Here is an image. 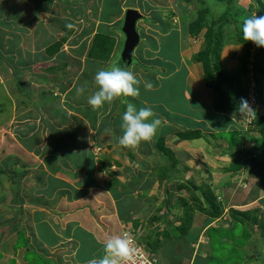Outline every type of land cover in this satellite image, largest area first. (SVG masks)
I'll use <instances>...</instances> for the list:
<instances>
[{"label": "crops", "instance_id": "0c3cea01", "mask_svg": "<svg viewBox=\"0 0 264 264\" xmlns=\"http://www.w3.org/2000/svg\"><path fill=\"white\" fill-rule=\"evenodd\" d=\"M17 1L27 4L30 9V15L27 17L26 14L23 30L32 25V15H49L48 12L51 11L50 22L43 24L44 22L35 21L36 25L39 24L37 29L46 49L67 28V24L73 26L59 50L62 52L70 44L74 49L79 48L80 45L73 40L83 43L74 53L83 60L72 62L76 69L80 67L77 80L73 81L77 87V82H90L91 76L94 79L99 70L108 66L109 62L87 58L95 34L114 39L110 58L115 56L119 48L117 42L121 43L120 28L126 10L134 9L141 18L151 21L138 22L140 45L137 52H141L138 57H141L143 63L148 59H156L158 55L154 49L165 39L178 40L184 37V43L181 40L183 49L179 54L192 50L190 41L193 39L189 38L188 24L181 21L193 20V15H198L201 11L197 4L204 0H194L192 3L185 0H162V3L161 0ZM239 2L249 3L250 0H237L240 5ZM164 5L168 8L167 13H170L171 19L162 16L160 11ZM141 10L144 13L141 14ZM165 22L170 26L168 30ZM81 28V32H78ZM181 57L183 62L184 56ZM158 65L161 67L154 66L161 70L155 71L157 77L165 71V64ZM61 66L64 64L58 66L47 63L41 67L35 65V70L36 67L45 68L40 72L45 73L47 78H42V83L47 84L48 77L56 74L54 68ZM65 66L68 68L69 63ZM86 66L89 67L87 74L84 71ZM196 69L195 63L188 69L186 66L184 68L186 76L183 96L184 100L192 102L187 109L189 113L184 115L173 110L168 116V127L161 111H157V115L160 112L162 116L159 129L161 137L170 128L164 144L171 155L162 154L153 148L152 142H141L137 150H132L112 140V132L107 128L111 127V122L115 123L113 133L117 132V137L122 136L123 114H116L118 99L114 102V107L105 103L99 110H93L87 103L88 98L98 90L97 85L93 86L95 79L91 82L86 99L78 98L76 105L68 102L67 91L62 99L57 100L55 106L51 104L52 108H47L50 111L44 109L41 112L43 109H37L42 124L40 130L47 133V136L41 135L39 131L33 138L30 133L34 128L33 123H23L22 127L29 125L25 130L15 128L21 135H25V131L29 133L27 137L33 138L27 146L32 150L34 143L36 144L31 154L36 155L41 150V144H46L48 152L44 154L48 155L44 160H39L38 166L35 164V172L32 173L36 179H30L29 187H22L26 179L23 184L17 182L21 193L18 209H21L22 227L25 223L26 227L23 231L15 230V239L19 232L28 241V245L36 246L33 252L38 256L42 255L46 261L58 264H88L92 259L102 258L108 236L119 235L124 227L130 225L133 230L140 232L141 243L144 246L149 245L146 249L153 252L155 264H208L211 254L209 230H231L237 227L238 221H243L259 241L253 242L256 246L247 248L242 262L264 264V230L239 214L246 213L247 217L250 215L251 219L256 218L264 223V156L261 150L264 151V140L257 131L255 134L250 132L254 136L245 133L233 112L216 113L212 110L210 92L204 90ZM129 71L133 72V69L130 68ZM150 72L151 70L133 72L142 81L139 98L134 102L136 104H145L148 101L145 96L154 90L146 91L144 82L156 84L161 80L151 79ZM81 74L85 75L80 76ZM189 81L194 86L193 93L188 92L186 83ZM176 94V90L171 89L169 99L175 101ZM52 100L55 99H47L48 102ZM127 100L131 101L132 98L128 97ZM123 107L126 108V105ZM258 113L264 115V103L260 104ZM111 114L114 118L109 119L111 121L107 126L106 117ZM184 117L187 118L186 121H183ZM185 130L199 132L201 137L179 139L176 134ZM221 132L235 136V141L228 143L219 137L215 139V145H212L205 139V135L212 137L213 133ZM181 167V174L175 175ZM198 185L208 190L205 193L199 191L201 186ZM208 199L213 200L214 206L210 207ZM200 208H217L218 215L210 217L201 212ZM184 222L188 227L184 236L180 237L177 228ZM30 224H33L34 233L30 231ZM167 248L168 252L165 253ZM22 254L19 263L17 257H14V264H30L24 260ZM249 255L251 256L248 258ZM237 261L234 264H238Z\"/></svg>", "mask_w": 264, "mask_h": 264}, {"label": "rangeland", "instance_id": "374dc122", "mask_svg": "<svg viewBox=\"0 0 264 264\" xmlns=\"http://www.w3.org/2000/svg\"><path fill=\"white\" fill-rule=\"evenodd\" d=\"M12 1H14V4L12 5ZM190 3L194 0H189ZM187 1V2H189ZM230 2L237 3V0H230ZM75 3V2H73ZM162 3V0H161ZM226 0H204L202 3L197 4V8L202 11H206V23L209 21L216 22V26L220 23L222 36L220 34V39L222 41L221 49L219 52V67L222 69L223 72H225V75L230 74L233 76H241L242 80L248 79L249 80V88H254V82L253 78L256 76L252 72V64L251 62L254 60V54L256 51L255 45L250 42L251 50H250V57L249 61L246 62V67L248 69L247 73L239 74V64L241 60V52H242V44H240L237 39L236 31H240L241 29V23L243 21V18H229L230 11L227 12L226 8ZM240 3V2H239ZM248 3V2H247ZM247 3H240L242 7L247 6ZM238 4V3H237ZM31 5V1H30ZM33 5V4H32ZM188 5V4H186ZM167 6V5H166ZM36 7V6H35ZM72 7V6H71ZM70 7V8H71ZM81 10V8H80ZM79 10V12H80ZM198 10V11H199ZM169 10L167 7H165L163 10H161L162 16L168 17L171 19L170 13H167ZM197 11V13H198ZM30 12L29 6L27 4H23L18 2L17 0H0V264H14V257H17L18 263L21 262L20 260V254L24 257V260L27 261V263L30 264H58V262L54 261H46L44 257L36 255V253L33 252V249L36 247H32V245H28V241L24 240L23 237L16 233L17 237L15 239L14 232L17 229L19 230H25L26 223L22 227V218L21 216V209H18V202L19 197L21 196L20 188L17 187V182L23 184L24 180L26 179L24 185L22 187H29L30 186V179L34 181L36 177L32 172H35L33 169L35 167V164L39 165V160H44L46 156L44 155L46 152V144H41V150L36 155H33V148L32 150L27 147L30 144V137H27L29 133L25 132V135H21L19 133V130L16 131L15 128L20 129H27L29 125L23 126V123L26 124H34V128L31 130V135L36 134V136L39 134L37 132L40 131L41 135H46L44 131H41L42 124L40 123V115H38L37 109H43L41 112H44V109L47 110L52 108V105L55 106L56 103H58L57 100L62 99L63 95L68 91V102L77 104L76 101H78V98H81V100H85L87 97V94L91 88V82L94 80L93 76H91L90 82H77L79 83L77 87L84 86L85 91L82 95L76 94L75 82L77 80L78 72L80 70V67L76 69L75 63H72L73 60H83V58H79L78 56H75L74 53L83 45L81 41L73 40L75 44H79L80 47L77 49H74L72 46L69 45L67 48H65L62 52H60V47L62 43L65 42L66 38L68 37L67 33H65L64 30L58 35L51 43V46L53 44H59L60 47L57 50L56 53L48 54L46 52V48L43 46V42H41V35L39 33V30L37 29L38 25H36L35 21H38V23L45 24L46 21L50 22L49 18H52L51 11L48 12L49 15L42 14V15H36L35 17L32 15L31 18V26H28L27 29L23 30L22 26L25 25L26 21V14L27 17L30 15L28 14ZM143 12V10L140 11V13ZM144 13V12H143ZM227 13L228 19H226L223 14ZM142 14V13H141ZM255 10H252L251 15H255ZM196 13L193 15V20L196 18ZM223 16V17H222ZM78 20V19H76ZM169 20V19H168ZM167 20V21H168ZM192 19L190 21H181L183 24H189L193 21ZM123 22V20H122ZM138 22L143 23H150L149 20L142 18ZM136 23V31L140 32L139 24ZM173 21H171L172 23ZM222 22V23H221ZM83 25V21L81 22ZM174 23V22H173ZM178 24V22L176 21ZM79 26V25H78ZM77 26V28H78ZM166 29L170 28L168 23L165 22ZM31 27V28H29ZM122 27V25H121ZM167 29V30H168ZM216 29V27H215ZM218 29V27H217ZM73 30V29H72ZM82 28L78 31L81 32ZM63 34V35H62ZM119 35V33L117 32ZM121 28H120V35H121ZM119 35V38H120ZM185 35V34H184ZM187 37V35H185ZM236 37V38H235ZM121 43L117 42L118 51L115 53L114 58L116 57V61L111 62L109 61L108 68L111 66L117 65L118 60L120 58V52L123 44V35L121 36ZM184 43V37H180L178 40L176 38L171 39H165L162 40V42H159L157 45L156 50V59H148L146 62H141V57H138V54L141 52L138 51V46L134 49L133 56H132V62L130 63V67L134 71H150V78H158L161 79L156 84L153 83L154 90L152 92H149L145 96V99L148 101L145 104L139 105L138 103H134L135 100H131L133 102L137 109L142 107H148L153 110V112L156 114L155 118L162 119L161 113L163 117L166 119V125L169 127L168 123V116L171 115L174 111L175 113H181L184 115H187L189 111L187 110L189 107H191L192 102H188L184 100L183 96V89H184V79L186 76V71L184 70L185 66L186 69L193 65L192 56L194 54H197L199 51H201L204 47V38H203V32H201L196 38L190 41V48L192 50L184 51V53L181 55L179 54L180 50L182 48V41ZM214 40V37H213ZM72 43V44H74ZM250 48V47H249ZM74 50V52H72ZM52 51V50H51ZM228 51V52H227ZM137 52V53H136ZM181 56L183 57V62H181ZM165 58V59H164ZM165 61H164V60ZM259 63L262 67H264V53L261 54L258 58ZM51 63L54 65H62L60 68L57 69L54 68V73H56L53 76L48 77L47 80L49 83H42V78L46 79L45 73H42L45 68H40L44 64ZM69 63L68 68H66V64ZM158 64H165V71L161 72L159 77L156 76V72H160L161 70L156 69V66H159ZM35 65L36 67L35 70ZM155 66V67H154ZM91 67V66H90ZM122 67V66H121ZM161 66H159L160 68ZM105 69V66L104 68ZM83 70V69H81ZM89 70V67L86 66L84 68L85 74H87ZM37 71V72H36ZM42 71V72H40ZM201 68L197 65V76L201 78ZM85 74H81L80 76H83ZM169 76V77H168ZM86 77V76H85ZM172 77V78H170ZM81 77H79L80 79ZM172 79L173 81H170L169 79ZM256 78H260V75L258 74ZM261 79V78H260ZM151 81V80H150ZM201 85L203 86L205 91L210 92L211 101L213 99V92L209 89H206L204 87L202 79H200ZM93 86H96L94 83ZM186 86L188 88V92L193 93L194 86L191 81L186 83ZM73 87V89H71ZM171 89H175L176 99L175 101L169 99V91ZM264 89V87H263ZM73 94V95H72ZM94 94V93H93ZM72 95V96H71ZM143 95V94H142ZM263 96V94H262ZM48 98H54L55 100H52L50 102L47 101ZM126 99L128 97H125ZM262 97H260L261 99ZM71 100V101H70ZM117 100V99H116ZM115 100V101H116ZM118 100H120L118 98ZM114 101V102H115ZM122 101V99H121ZM261 101V100H260ZM263 101V102H262ZM261 103H264V98H262ZM111 103L110 105L114 107L115 103ZM174 102V103H173ZM80 103V102H79ZM256 113L259 115L258 111L260 110V103L259 101L256 102ZM52 104V105H51ZM212 107V104H211ZM85 108V107H83ZM88 108V106H86ZM112 108V107H111ZM192 111L197 115V111L194 110V107L191 108ZM159 114L157 115V111ZM174 110V111H173ZM213 110V108H212ZM50 111V110H47ZM214 111V110H213ZM216 112V111H215ZM218 113V112H216ZM43 116V114H41ZM113 114L106 117V125H109V120ZM111 118V119H112ZM187 118H183V121H186ZM102 122L105 123V121L102 119ZM101 122V123H102ZM241 122V118H240ZM113 124L111 122V127L107 128L112 133H110L112 140L118 141L117 132L113 133ZM162 125V120H161ZM160 125V127H161ZM22 127V128H21ZM37 127V128H36ZM159 127V129H160ZM254 125H252L250 128L246 129L245 132L249 135H253L250 132H256V129L253 128ZM158 129L156 136L154 137L152 143L153 148H156L158 150V144L160 141L163 143L165 142L167 132L170 130V128L165 132V134H160V130ZM254 136V135H253ZM223 138L228 143L231 141H235V136L226 135L221 133H213L212 137L209 135H205V139L208 140L210 144L215 145L217 138ZM32 138V139H33ZM160 138V139H159ZM234 138V140H233ZM31 139V140H32ZM159 139V141H156ZM207 142V141H205ZM206 144V143H204ZM121 146V145H120ZM165 146V144H164ZM233 150V147H231ZM262 150V156H264V151ZM159 151V150H158ZM41 154V156H39ZM164 156V155H162ZM162 159H165L162 158ZM233 163V162H232ZM181 170L183 168H179L178 172L175 173V175L181 174ZM166 173V171H165ZM27 180H29V185L26 183ZM201 185H198L200 187ZM206 192L208 189L204 186H201L199 188V191ZM26 198V197H24ZM22 202V201H21ZM24 202V199H23ZM22 202V204H23ZM17 223V224H16ZM16 225L18 228H15ZM33 224H30V231L34 233V229L32 228ZM22 227V228H21ZM130 227L126 226L125 229ZM123 230V229H122ZM121 230V231H122ZM120 231V233H121ZM135 231V230H134ZM135 231L136 238L138 239L140 237V232ZM120 235V234H119ZM208 237L211 241V254L209 255V258L207 260L208 264H231L236 262L238 260V264H244L243 257L247 253V248H251L252 245H254L255 242L259 241V238H257L256 234L253 233L246 225H243L242 222L238 221L237 227L234 229H210L208 233ZM15 239V240H14ZM254 242V243H253ZM257 244V243H256ZM256 246V245H254ZM25 247V248H24ZM21 248V249H19ZM32 250H31V249ZM145 248H149L148 246H145ZM14 249V250H13ZM23 249V250H22ZM29 251H26L28 250ZM165 253L168 252V248ZM251 255L248 256V258Z\"/></svg>", "mask_w": 264, "mask_h": 264}, {"label": "trees", "instance_id": "16d2710c", "mask_svg": "<svg viewBox=\"0 0 264 264\" xmlns=\"http://www.w3.org/2000/svg\"><path fill=\"white\" fill-rule=\"evenodd\" d=\"M186 2L189 0H185ZM220 1V0H219ZM226 8L227 12H231L229 18H247L251 15L252 10H255L257 16L264 15V0H250L247 3V6L242 7L241 5L230 2V0H226ZM206 11L199 12L197 15L196 20H193L188 24L187 32L190 36V39L196 38L201 32H203L204 38V47L201 51L197 54L192 56V61L197 64L200 68V75L203 82L204 87L209 89L213 92V99L211 101L212 108L214 111L218 113H226V112H233L236 119L240 121L241 114L237 111L239 102L241 98H244L248 101L247 93L249 88V80L244 79L242 80L241 76H233L222 71L219 67V52L222 45V39L220 38V34L222 36V31L220 23L216 26V22L214 21H207L206 19ZM223 16L228 19L227 13H224ZM222 16V17H223ZM142 19V18H141ZM243 22V21H242ZM222 23V22H221ZM216 27V29H215ZM218 27V29H217ZM67 35H69L72 31L70 28H66L64 30ZM237 34V41L242 44V52H241V60L239 64V74L247 73L248 69L246 67V62L249 61L250 57V50L251 45L250 41H245L243 39L242 34V23L240 31H236ZM214 37V40H213ZM236 38V37H235ZM221 39V40H220ZM59 44H53L52 46L48 47L46 52L48 54L56 53L59 49ZM114 47V39L101 35L95 34L92 38V43L90 49L87 53V58L92 60H97L101 62H114L116 61V57L110 58ZM250 47V48H249ZM255 49L257 52L254 54V60L251 62L252 64V72L254 75H260V78H253L254 82V93L257 96L258 101H262L264 97V67L258 61V58L261 54L264 53V48L257 47L255 45ZM52 50V51H51ZM132 62V60H131ZM109 64V63H108ZM114 65V63H113ZM119 66H124L123 63L118 62ZM130 67V66H129ZM128 67V68H129ZM127 68V70H128ZM105 69H109L108 66ZM263 94V96H262ZM260 97H262L260 99ZM119 106L117 108L116 114L122 115L126 110L123 105L125 97L119 98ZM122 99V101H121ZM263 102V101H262ZM254 129L260 134L261 138L264 140V115H257L256 120H253ZM246 133V132H245ZM179 139L188 140V139H196L201 137L199 132L193 131L189 132L187 130L176 134ZM160 139V138H159ZM157 139L156 141H159ZM158 150L162 154L171 155L170 151L164 146V143L160 141L158 144ZM211 205L214 206L213 200L208 199ZM200 211L210 217H216L218 215V209H211V210H204L200 208ZM240 216L245 217L246 219L249 218L253 225L261 226L264 230V223L258 219L254 218L251 219L246 216V213H239ZM248 215V213H247ZM241 222V221H240ZM245 225L246 222H243ZM188 225L184 222L177 228V232L180 237L184 236L186 233ZM153 253V252H152ZM1 255V254H0Z\"/></svg>", "mask_w": 264, "mask_h": 264}, {"label": "clouds", "instance_id": "9594fccd", "mask_svg": "<svg viewBox=\"0 0 264 264\" xmlns=\"http://www.w3.org/2000/svg\"><path fill=\"white\" fill-rule=\"evenodd\" d=\"M66 27L73 26L67 24ZM242 34L245 41L264 48V15L244 18ZM94 79L98 90L87 100L93 110H99L105 103L111 104L120 97H131L133 100L139 98L142 81L133 72L127 70L126 66L121 67L117 64L109 69H101L95 74ZM143 86L146 91L153 89L151 82H144ZM75 91L79 96L84 93L85 88L77 87ZM124 103L126 110L122 115L121 124L123 135L118 137V143L124 148L137 150L141 142L153 141L161 120L155 118L156 114L151 108L137 109L136 105L127 99ZM259 103L261 104V101ZM237 111L248 122L257 118L256 110L244 98H241ZM143 259L134 237L128 232H123L121 235L108 236L104 243L102 258L92 259L88 264H138V262L143 264Z\"/></svg>", "mask_w": 264, "mask_h": 264}, {"label": "water", "instance_id": "95a60500", "mask_svg": "<svg viewBox=\"0 0 264 264\" xmlns=\"http://www.w3.org/2000/svg\"><path fill=\"white\" fill-rule=\"evenodd\" d=\"M141 19V15L134 9H128L124 12L121 33L123 35V44L120 52V62L127 68L129 67L133 51L138 45L139 36L136 31V23Z\"/></svg>", "mask_w": 264, "mask_h": 264}, {"label": "built area", "instance_id": "2783aa9c", "mask_svg": "<svg viewBox=\"0 0 264 264\" xmlns=\"http://www.w3.org/2000/svg\"><path fill=\"white\" fill-rule=\"evenodd\" d=\"M247 98H248L249 104L255 110L256 104H257L256 102L258 100H257L256 94L254 93V88L253 89L248 88ZM252 125H253V120L251 122H248L243 117H241L240 126L243 127L245 130L250 128ZM123 232H128L134 237V239L136 241V246L139 248V250L141 252V255L144 257L143 264H155V260H154L153 254L150 253L145 248V246L141 243L140 238H138V239L136 238L135 231L132 228L127 227L125 229V227H124V229L121 231L120 235ZM138 264H139V262H138Z\"/></svg>", "mask_w": 264, "mask_h": 264}, {"label": "flooded vegetation", "instance_id": "af4514ba", "mask_svg": "<svg viewBox=\"0 0 264 264\" xmlns=\"http://www.w3.org/2000/svg\"><path fill=\"white\" fill-rule=\"evenodd\" d=\"M118 62H119V60H118Z\"/></svg>", "mask_w": 264, "mask_h": 264}]
</instances>
